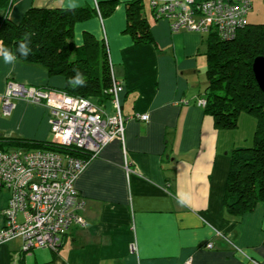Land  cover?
Wrapping results in <instances>:
<instances>
[{
	"label": "crops",
	"instance_id": "0c3cea01",
	"mask_svg": "<svg viewBox=\"0 0 264 264\" xmlns=\"http://www.w3.org/2000/svg\"><path fill=\"white\" fill-rule=\"evenodd\" d=\"M44 1L48 3L15 0L9 16L19 21L31 6L67 8L68 3ZM133 1L116 0L113 12L80 21L74 29L77 46L87 34L100 41L107 38L112 72L125 86L124 142L115 139L106 145L76 181L86 200L87 227L72 226L56 251L37 248L27 254L21 238L0 244V264H182L189 257L193 264H264V202L242 216L229 213L225 206L232 151L253 143L256 118L242 113L236 128L217 127L198 105L208 83L209 33L173 31L169 20L156 18L144 1L142 16L153 41L143 42L138 39L141 33L126 31ZM76 3L95 6L91 0ZM256 4L261 5V14L253 23ZM4 13L0 10V16ZM262 22L264 0H253L249 23ZM9 80L62 87L65 79L51 76L41 64L18 58L7 64L0 56V142L8 138L56 142L44 105L15 99L10 114L3 113L2 95ZM138 113H149L150 119L136 118ZM126 160L134 170L131 174ZM180 196L189 202L181 206ZM9 197L8 189H0V228ZM209 242L213 247L207 246Z\"/></svg>",
	"mask_w": 264,
	"mask_h": 264
},
{
	"label": "built area",
	"instance_id": "2783aa9c",
	"mask_svg": "<svg viewBox=\"0 0 264 264\" xmlns=\"http://www.w3.org/2000/svg\"><path fill=\"white\" fill-rule=\"evenodd\" d=\"M158 19H167L171 29L212 33L221 40H232L249 25L252 0H144ZM98 7V1L95 0ZM101 16V15H100ZM108 44L107 38L104 37ZM111 67L112 64L110 63ZM125 86L112 72L109 99L99 103L65 91L40 86H27L9 80L2 95V111L9 115L15 99H27L44 105L51 114L54 144L77 148L88 157H76L53 149H0V189L10 191L3 210L4 226L0 244L15 238L23 241L22 249L31 254L37 248L58 250L72 226L87 227L84 214L86 200L76 181L89 161L115 139L126 136L127 118L123 113ZM206 98L198 99L205 107ZM144 121L149 113L136 114ZM128 174L134 170L126 160ZM226 240L236 246L233 240ZM208 247H213L209 242ZM237 247V246H236ZM136 250V244H131ZM182 264H193L189 257Z\"/></svg>",
	"mask_w": 264,
	"mask_h": 264
},
{
	"label": "trees",
	"instance_id": "16d2710c",
	"mask_svg": "<svg viewBox=\"0 0 264 264\" xmlns=\"http://www.w3.org/2000/svg\"><path fill=\"white\" fill-rule=\"evenodd\" d=\"M14 1L0 0V10L5 12L0 16V41L3 46L10 49L16 58L41 64L51 76L65 79L62 87H41L91 98L99 103L106 102L112 83L107 43L105 39L100 41L87 34L85 42L77 46L74 29L80 21L113 12L116 0L98 1L99 11L91 5L73 9L31 6L19 21L9 16ZM143 3L144 0H135L129 4L126 31L133 35L141 33L138 39L148 43L153 38L142 16ZM21 41L28 42L30 51L26 57L18 50ZM259 55H264V22L249 23L238 31L234 39L228 41L221 40L216 32L209 33L205 113L214 118L219 128H236L242 113L254 116L257 121L253 143L232 151L225 206L229 213L237 216L252 211L264 202V92L259 88L252 70L253 61ZM77 73L82 74L83 85L69 83ZM4 145H17L20 148H7ZM0 149H53L76 157H88L74 147L24 138L3 140Z\"/></svg>",
	"mask_w": 264,
	"mask_h": 264
},
{
	"label": "clouds",
	"instance_id": "9594fccd",
	"mask_svg": "<svg viewBox=\"0 0 264 264\" xmlns=\"http://www.w3.org/2000/svg\"><path fill=\"white\" fill-rule=\"evenodd\" d=\"M66 7L68 9H73V8L78 7V4L76 3V0H68ZM18 50L20 51V53L22 55H24L26 57L30 51L29 46H28V42L21 41L19 44ZM0 56H2L4 58V61L7 64H12L16 60L15 55L11 52L10 49H7L3 46L2 41H0ZM69 83L74 84V85H83L85 83V81L82 78V74L77 73L74 78L70 79ZM188 202L189 201H188V198L186 196H180L178 198V203L181 206L186 205Z\"/></svg>",
	"mask_w": 264,
	"mask_h": 264
},
{
	"label": "water",
	"instance_id": "95a60500",
	"mask_svg": "<svg viewBox=\"0 0 264 264\" xmlns=\"http://www.w3.org/2000/svg\"><path fill=\"white\" fill-rule=\"evenodd\" d=\"M252 70L259 88L264 92V55H259L254 59Z\"/></svg>",
	"mask_w": 264,
	"mask_h": 264
},
{
	"label": "rangeland",
	"instance_id": "374dc122",
	"mask_svg": "<svg viewBox=\"0 0 264 264\" xmlns=\"http://www.w3.org/2000/svg\"><path fill=\"white\" fill-rule=\"evenodd\" d=\"M41 1H43V3H48V1L46 2V1H44V0H41ZM89 3V2H88ZM91 3H95V0H91ZM145 7H146V9L148 8V6H147V3L145 2ZM260 7H261V5H259V4H256V8L253 10V16H251V18L253 19V20H251L253 23L254 22H256L257 20H258V18L257 17H260L259 15L261 14V11H260ZM209 35V34H208ZM108 50V49H107ZM246 116H248V115H246ZM244 118V117H243ZM239 127H240V125H239ZM245 127H246V122H245ZM242 129L243 130H241L242 132L240 133V135H242L243 136V134H244V132L246 131L245 130V128L244 127H242ZM254 135H255V130H254V132H252V137H251V139H254ZM246 145H248V144H246ZM250 145V144H249Z\"/></svg>",
	"mask_w": 264,
	"mask_h": 264
}]
</instances>
